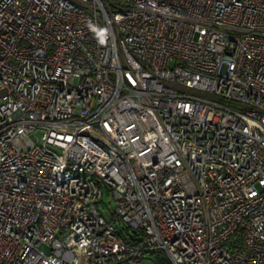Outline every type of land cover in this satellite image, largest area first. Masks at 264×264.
Returning a JSON list of instances; mask_svg holds the SVG:
<instances>
[{"label": "built area", "instance_id": "obj_1", "mask_svg": "<svg viewBox=\"0 0 264 264\" xmlns=\"http://www.w3.org/2000/svg\"><path fill=\"white\" fill-rule=\"evenodd\" d=\"M156 251L264 264V0H0V264Z\"/></svg>", "mask_w": 264, "mask_h": 264}, {"label": "rangeland", "instance_id": "obj_2", "mask_svg": "<svg viewBox=\"0 0 264 264\" xmlns=\"http://www.w3.org/2000/svg\"><path fill=\"white\" fill-rule=\"evenodd\" d=\"M98 210L100 213H102L105 217H110L111 212L113 210V201L111 199V196L107 193L106 189H103V194L101 198V202L98 203ZM118 227H122L121 223H116ZM144 264H154L152 260L149 258H144L143 261Z\"/></svg>", "mask_w": 264, "mask_h": 264}, {"label": "trees", "instance_id": "obj_3", "mask_svg": "<svg viewBox=\"0 0 264 264\" xmlns=\"http://www.w3.org/2000/svg\"><path fill=\"white\" fill-rule=\"evenodd\" d=\"M144 258H149L154 264H170L168 257L162 251L147 253Z\"/></svg>", "mask_w": 264, "mask_h": 264}]
</instances>
